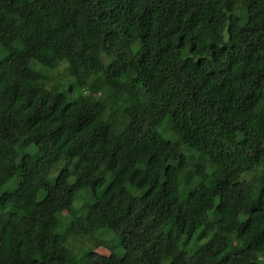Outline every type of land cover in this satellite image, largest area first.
Wrapping results in <instances>:
<instances>
[{"label": "trees", "instance_id": "1", "mask_svg": "<svg viewBox=\"0 0 264 264\" xmlns=\"http://www.w3.org/2000/svg\"><path fill=\"white\" fill-rule=\"evenodd\" d=\"M261 260L264 0H0V264Z\"/></svg>", "mask_w": 264, "mask_h": 264}, {"label": "rangeland", "instance_id": "2", "mask_svg": "<svg viewBox=\"0 0 264 264\" xmlns=\"http://www.w3.org/2000/svg\"><path fill=\"white\" fill-rule=\"evenodd\" d=\"M39 66L38 65H35V69H38ZM259 174L258 173H249V174H246L245 175V178L248 179V180H251V179H258L259 178ZM101 236H107L105 239L106 241L109 243V244H112L114 243V238L112 236H108L109 234H107L105 231H102L100 233ZM200 243L199 242H194L191 246V251L196 247L198 246ZM96 252L100 253V254H103V255H109L110 252H109V249L107 247V245L105 243H101L98 247H96L95 249ZM261 263L264 264V260H261Z\"/></svg>", "mask_w": 264, "mask_h": 264}]
</instances>
